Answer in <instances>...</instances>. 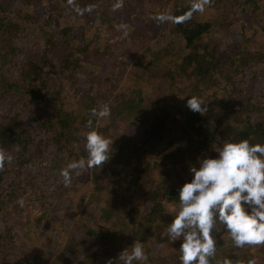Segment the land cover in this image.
Here are the masks:
<instances>
[{"label": "trees", "instance_id": "obj_1", "mask_svg": "<svg viewBox=\"0 0 264 264\" xmlns=\"http://www.w3.org/2000/svg\"><path fill=\"white\" fill-rule=\"evenodd\" d=\"M201 8H212L204 19L197 18ZM110 26L116 35L107 33ZM147 26L157 38L134 57ZM218 30L227 32L224 43L215 44ZM262 40L264 0H0V151L11 156L0 166V264H26L31 254L30 241L14 238L20 217L26 234L30 227L42 238L58 234L37 247L33 264H105L134 239L144 244V264L165 263L167 253L154 257L151 239L175 214L190 166L217 155L214 148L229 139L264 143V47L256 45ZM95 44L100 52L91 51ZM101 63L109 68L99 80ZM116 70L124 72L118 92ZM155 76L168 83L170 106L145 101L142 85ZM183 87L199 92L203 114L186 106ZM102 104L114 112L104 125L91 115ZM120 121L134 122L137 131L113 140L102 167L73 171L65 186L60 171L87 159V132L109 138L112 122ZM151 153L167 168L158 179L144 177L154 169ZM103 176L113 186L106 196ZM135 193L145 210L132 203ZM166 204L176 208L164 216ZM127 223L128 243L116 248ZM224 230L217 224L214 238ZM223 238L209 264H264V244L237 247ZM179 257L180 251L172 263L181 264Z\"/></svg>", "mask_w": 264, "mask_h": 264}, {"label": "clouds", "instance_id": "obj_2", "mask_svg": "<svg viewBox=\"0 0 264 264\" xmlns=\"http://www.w3.org/2000/svg\"><path fill=\"white\" fill-rule=\"evenodd\" d=\"M187 97L189 110L206 111L199 97ZM110 114L107 104L91 110L96 118ZM112 143L113 139L95 129L88 131L84 144L87 159L71 161L60 171L64 185L71 183V173L77 169L102 167L113 151ZM214 151L217 155L213 157L199 158L198 167L190 166L191 179L179 187L178 208L165 230L170 242L179 241L181 264H209L215 252L212 233L217 224L224 226L237 247L264 244V143L229 139ZM6 160L11 156L0 151V166ZM147 260L143 242L134 239L105 264H144Z\"/></svg>", "mask_w": 264, "mask_h": 264}, {"label": "rangeland", "instance_id": "obj_3", "mask_svg": "<svg viewBox=\"0 0 264 264\" xmlns=\"http://www.w3.org/2000/svg\"><path fill=\"white\" fill-rule=\"evenodd\" d=\"M211 10H212V8H207L205 10H204V8H201V11H199L197 14V18L198 19L206 18L208 16V12ZM120 12L121 11H118L117 16L120 14ZM147 16H149V15H147ZM119 17H122V15H120ZM158 23L160 24V27H162L164 25L163 20L162 21L160 20ZM147 27H148V29L145 32V34H147L149 36H148V38H145L143 40L139 49L136 51L134 57L141 54L142 50H144V45L149 44L150 42L154 41L157 38V34H156L157 30L151 28L150 26H147ZM106 31L111 36L116 35V32L113 30L112 26L108 27L106 29ZM153 32H155V33H153ZM212 36L216 37L215 38V40H216L215 44L224 43L226 38H227V32H226V30H218L216 32V35H212ZM209 39L211 41H214V37H209ZM232 39H234V38H232ZM160 42L162 43L161 40H160ZM98 45L99 44H95V46L91 49V51L100 52V49L96 50ZM256 45L259 46V48L264 47V40L260 41ZM122 47H123V44H122ZM102 57H103V55L100 56V58H102ZM133 58H132V60H133ZM108 68H109V66L106 63L100 64L99 74H98L99 80H101V78L103 76H105V74L108 72ZM119 75H121L120 80L112 83V86H114L116 88L117 92H118L119 88L121 87V84L124 81V72L116 70L115 75H113L114 77L119 76ZM180 82H183V81L180 80ZM125 84L126 85L131 84V81H128ZM164 85L168 86V83L166 82V80L164 81L163 79H161L160 77H157V76L151 77V78L149 77V79L146 80L145 83L142 85V90L144 91L143 96H144L145 101L148 104H151V103L154 104L156 101H153V100L156 99L157 101H161L160 104L165 102L167 105L170 106V103L172 102V96L169 95L168 91L164 92V89H163ZM181 86H183V83H181ZM198 93L197 94L193 93L191 90H187L186 88H184V92H181V95H182V97H184L186 99L188 98L187 96H189V97L196 96V97L200 98V95ZM174 103H176V104L180 103V99H178V100L175 99ZM113 113L114 112L111 108V114H113ZM111 114H110V116L105 117V118H98V120H97L98 124L104 125L107 122H109L113 116V115L111 116ZM29 122H30V124H35L34 118L30 117ZM111 130H112L111 135H108V136H110L109 139H113L115 141V140H119L122 136L133 135L137 131V125H135L134 122L126 123V121H123V122L120 121L118 123L115 122V124L112 122ZM84 133H86V132H84ZM112 133H113V135H112ZM149 159L153 160L152 162H155V165H153L154 169L147 171L144 174V177H149L152 179H158L164 173V171L167 170V168L165 167V163L158 158L157 153H151L149 155ZM173 174H174V171L170 170L169 176L171 179L173 177ZM181 176H182V174H179L178 176H176V178L179 179ZM128 178H130V177H128ZM102 179H103L102 180V190H103L104 195L106 196L109 193L108 189L113 190V186H111L112 181L107 179L106 176H103ZM121 185H124V181H121ZM90 187H91V184L89 181L83 182L82 189L86 191L85 194L88 193V191L90 190ZM105 188H107V189H105ZM141 188H142L141 185L138 184V186L136 187V190H140ZM131 199H132V203L134 202V204L139 205L142 210L146 209L147 205L142 200V196L140 194H137V193L133 194V198H131ZM174 208H176V206L166 204L165 209L163 210V213H164L163 215L165 216L168 211H171ZM20 218H22V219L19 220L20 221L19 228H16V234H15L14 238L16 239L17 242H20L21 245H26L28 243V241H30L32 243V246L30 248L31 254L29 252L26 254V257H28V258H26L25 261L27 262L26 264H33V262H32L33 259L38 261V257L37 256L35 257V255L37 253L36 252L37 247H40L39 249H41L43 247V240L44 239L55 240L56 239L55 235H58V234L53 233L51 235H46L44 238H42L41 236L36 234L35 231L32 232L34 230V227H30L28 230V234H26V231L24 229L22 230L20 228L22 225L25 226L26 223L21 224V221L23 222V217H20ZM141 218H142V216H141ZM14 221L16 222L17 220H14ZM134 221L135 220H133L132 223ZM128 227H130V223H127L123 226L122 232H120V233L115 232L116 233V239H117V241H119V244H120L116 248L122 249L121 247L125 246L128 243L129 237L127 235L123 234V231L126 230ZM150 228H148V229L150 230ZM146 233H147V235H149V232H146ZM158 233H159L160 238L157 237V239H155V240L151 239L153 249L158 250V252H154V257L160 251L162 253L166 252L168 255L167 261L163 264H173L172 262L175 259L174 257H176V254H178V252H179L178 241L170 242L169 239L167 238L166 233H165V229L161 230V231L158 230ZM141 235L144 236L145 232L142 233ZM212 235L214 236V232L212 233ZM220 236H222L221 240L220 239L218 240L215 238V246L217 245L216 244L217 241H219V246H220L219 251H220L221 246H224V244L226 242L225 238H223V237L226 236L227 238H230L229 234H226L225 230L223 231V233H221ZM147 243H148V241H147ZM215 249H217V247H215ZM57 250H58V248L55 249L54 253H56ZM25 251H24V253H25ZM48 261H49V259L45 260L44 263H46ZM12 264H23V260L14 259V261H12ZM149 264H152V262H150Z\"/></svg>", "mask_w": 264, "mask_h": 264}]
</instances>
